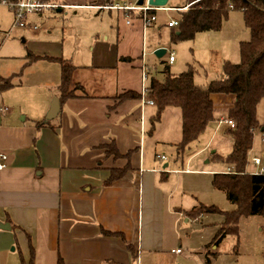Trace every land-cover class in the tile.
I'll return each instance as SVG.
<instances>
[{
  "label": "crops",
  "instance_id": "0c3cea01",
  "mask_svg": "<svg viewBox=\"0 0 264 264\" xmlns=\"http://www.w3.org/2000/svg\"><path fill=\"white\" fill-rule=\"evenodd\" d=\"M40 1L76 9L123 11L132 21H127L122 30L115 29L112 39L106 34L101 40L99 32L92 35V62L74 64L71 86L81 88L76 90V97L60 103V112L49 125L39 127L36 123L48 119L52 99H60L49 89L51 82L42 81L21 101L3 96L0 152L8 158L6 167L0 169V264H22L21 256L30 261V242L35 264H58L59 257L64 264H155L158 254L170 253L168 243L175 247L180 242L182 212L175 209L173 201L178 177L173 189L168 184L169 176L191 170L167 163V171H160L162 164L157 157L163 158L152 152L151 145L161 141L153 137L155 129L147 131V120L151 126L156 114L149 119L148 108L157 112L155 104L117 98L128 90L142 92L141 83L132 84L136 72L142 77L139 48L143 49V43L138 41L142 37L146 42L153 24L145 32L140 12L102 8L104 4H119L115 0L90 4ZM124 4L136 6L139 1ZM159 48L164 47L154 50ZM171 53L175 52L167 49V61ZM49 57L65 56L62 50L61 56ZM81 58L78 52L72 56ZM41 61L48 60L27 68ZM146 62L148 86L150 75L161 66L149 56ZM175 62L169 61L170 65ZM9 77L0 74V78ZM21 83L1 91L18 90ZM113 140L122 155L131 153L128 158L108 153L104 145ZM128 165L130 170L121 178L105 184L113 169ZM200 173L213 175L214 171ZM103 230L122 233L125 240L120 235H105ZM127 243L134 245L136 257Z\"/></svg>",
  "mask_w": 264,
  "mask_h": 264
},
{
  "label": "rangeland",
  "instance_id": "374dc122",
  "mask_svg": "<svg viewBox=\"0 0 264 264\" xmlns=\"http://www.w3.org/2000/svg\"><path fill=\"white\" fill-rule=\"evenodd\" d=\"M38 1L41 3L40 0ZM50 1L61 4L96 2V0ZM130 1L115 0L121 5ZM138 1L132 0L134 4ZM189 1L169 0L166 5L167 9L170 8L169 10L155 13L157 20L154 21L150 32L146 34L145 50L147 57L149 56L150 61L154 62L158 59L154 57V54L149 55V53L158 46L175 52L176 62L171 64L172 72L180 74L193 65L199 70L195 78L196 83L207 86L214 80L224 78L225 62L240 63V42L249 40L250 32L245 26L243 12L232 10L219 31L200 32L194 40L174 42V35L180 31L178 27L169 28L168 23L172 20L179 22L182 14L171 8H182ZM12 2L0 0V74L8 77L21 72L30 51L36 55L50 54L49 56L59 57L63 50L65 56L63 58L69 64L74 65L79 62L88 65L92 62L90 57L94 41L92 35L98 36L99 32L101 40L106 34L112 39L115 29L120 27L122 30L126 27L127 21H132V18L126 17L123 11L76 9L58 5L54 9L42 8L26 12L23 19L24 25H21L10 5ZM142 39L141 37L138 41L141 45ZM139 51L142 54V46ZM76 52L82 55L81 59H72ZM153 75L156 74L153 73ZM61 79V64L49 61L38 62L25 69L21 76L13 77V83L22 82L18 90L1 91L0 89V104L3 96L14 102L21 101L25 93L35 90L42 81L51 82L49 89L54 95L59 96L58 87ZM140 83L143 85L141 72H136L132 84L138 86ZM213 99L215 117L220 120L231 119L228 117V111L233 104L232 96L216 94ZM53 103L54 99L51 101L50 108ZM7 104L11 106L10 103L7 102ZM155 113L156 109L149 106L148 118L150 119ZM258 119L264 123V99L258 106ZM220 120L211 122L199 138L186 147L180 155L175 145L182 138V110L166 109L155 127L153 137L161 142L151 145L152 152L167 158L163 160L157 157L162 164L160 171H165L164 165L167 163H170V167L191 170L190 173L169 176L168 184L173 189L176 186L175 177H178L177 193L173 201L175 209L182 212L180 242L175 247L171 246V242L168 243L170 246L167 250L170 253L158 254L155 264H264V215L244 214L238 222L237 231L219 239L215 238L218 230L224 226L223 216L216 214L203 216L198 214L192 218L186 216L187 212L200 205H214L224 211L236 209V206L228 200L227 194L214 188L213 175L200 173L201 170H208L214 171V174H220L230 167L223 160L215 159L213 156L216 153L226 157L233 148V140L229 134L230 128ZM150 127V121L147 120V131L151 130ZM254 143L257 147L260 146L258 133L255 134ZM248 171L254 172L255 168L250 166ZM200 216H202L200 220H194ZM213 246L216 248L213 249ZM171 249L173 252L181 249L184 253L183 255L171 253Z\"/></svg>",
  "mask_w": 264,
  "mask_h": 264
},
{
  "label": "trees",
  "instance_id": "16d2710c",
  "mask_svg": "<svg viewBox=\"0 0 264 264\" xmlns=\"http://www.w3.org/2000/svg\"><path fill=\"white\" fill-rule=\"evenodd\" d=\"M8 1L15 3L19 0ZM188 5L190 7L187 10L178 11L182 14L177 26L180 32L174 35V42L194 40L200 32L219 31L232 10L243 12L245 26L250 32V39L240 42V63L225 62L224 78L214 80L207 86L196 83L195 78L199 72L197 67L190 65L187 71L176 74L172 72L165 56L157 57L161 70H156V75H150L148 91L145 95V99L153 101L157 108L156 114L151 119V131L155 129L167 108L182 110V140L177 145L178 151L181 152L195 142L211 122L220 120L214 114L213 96L226 94L234 97L232 107L228 111V117L237 125L236 129L229 130L233 140L232 151L226 157L216 153L213 155L215 159L229 164L232 173L213 174L212 184L214 188L227 194L228 200L236 206V209L224 211L218 206L200 205L186 213L189 218L198 214L223 216L224 226L218 230L215 238L219 239L236 232L238 222L244 214L264 215V176L242 174L246 171L248 155L254 144L253 130L263 124L258 119V106L264 99V0H190L185 7ZM174 28L176 27L172 29ZM42 59L58 62L62 66V79L58 87L60 103L64 104L68 99L76 97L75 92L81 87L77 85L72 89L71 86L75 66L62 58L39 56L32 52L28 53L27 61L19 74L0 78V89L5 90L15 86L12 82L13 77L21 76L28 66ZM117 98L143 99V95L138 91L128 90L117 95ZM36 124L39 127L47 126L50 120L46 119ZM104 146L115 158L122 156L128 158L131 154L122 155L114 140ZM128 170H130L129 165L123 169H113L105 184H112ZM103 234L120 235L125 240L122 233L103 230ZM127 247L136 257L134 245L127 243ZM30 250V261H26L21 256L22 264H35V250L31 242ZM58 264H64L61 257L58 259Z\"/></svg>",
  "mask_w": 264,
  "mask_h": 264
},
{
  "label": "built area",
  "instance_id": "2783aa9c",
  "mask_svg": "<svg viewBox=\"0 0 264 264\" xmlns=\"http://www.w3.org/2000/svg\"><path fill=\"white\" fill-rule=\"evenodd\" d=\"M13 8V10L16 13L17 19L19 21V23L21 25H24L23 23V19H24V15L26 12L28 11H33V10H40L42 8H49V9H54L57 5H53V4H45V3H40L38 0L34 1V0H19L15 3H11L10 4ZM190 7V5H188L187 7H183V8H175L174 10L177 11H185ZM102 8H108V9H121V10H125V11H137L140 12L142 14V21H143V26H144V31L146 32V30L154 23V21L157 20L156 17V12L158 11H166L169 10L167 9V7H155L152 6L151 4H149V0H145L144 4L142 5H136L133 6L131 4H114V5H107V6H103ZM155 12V13H153ZM179 26V22L176 20H172L168 23V27L173 28V27H177ZM146 34V33H145ZM146 42L144 40L143 42V51H142V95H143V102L144 105L145 104H154L153 101H148L145 99V95L148 91V65L146 62V58H147V53H146ZM155 51V50H154ZM154 51L152 52L154 54ZM175 53H171V55L169 56V61L172 63L175 61ZM7 110V109H6ZM3 109H0V112H3ZM221 123H226L230 129H236L237 125L234 122V120L232 119H224L222 118L220 120ZM254 132V138H255V134L258 133L259 137H260V149L256 150V145L255 143L253 144V147L251 149V151L249 152L248 155V165L246 168V171L243 172L242 174H247V175H255V176H264V123L260 126H258L257 128H254L253 130ZM7 155L0 152V169H4L6 167V161H7ZM161 158H165L164 156H162ZM250 166H253L255 168L254 172H249L248 168ZM167 171V169H165ZM231 169L229 168L227 171V173H232V171H230ZM203 216V214H201ZM200 216L199 218L197 217L194 220H200V218L202 217ZM176 253H181V249H178L176 251H174Z\"/></svg>",
  "mask_w": 264,
  "mask_h": 264
},
{
  "label": "water",
  "instance_id": "95a60500",
  "mask_svg": "<svg viewBox=\"0 0 264 264\" xmlns=\"http://www.w3.org/2000/svg\"><path fill=\"white\" fill-rule=\"evenodd\" d=\"M145 0H139V5L144 4ZM169 0H149V4L155 7H166L167 3ZM167 52V49L165 48H159L154 51V55L157 56L158 58H162ZM61 109V104L59 99H55L54 103L52 105L51 111L48 115V119L52 120L55 118Z\"/></svg>",
  "mask_w": 264,
  "mask_h": 264
}]
</instances>
